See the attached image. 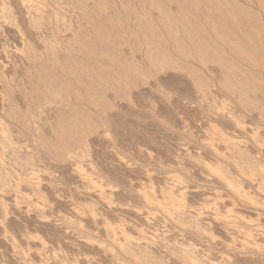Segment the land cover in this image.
<instances>
[{
	"label": "bare ground",
	"instance_id": "1",
	"mask_svg": "<svg viewBox=\"0 0 264 264\" xmlns=\"http://www.w3.org/2000/svg\"><path fill=\"white\" fill-rule=\"evenodd\" d=\"M116 3H117V5L112 4V6H109L106 3L107 6H103L105 4V2H103L102 0H0V29L3 27H7V28L11 29L8 31V32L12 31V33L14 34L13 35L14 40H12L13 39V37H12L11 42L15 41L14 45L16 44V46H17L15 48H13V44H11L12 49L10 48L11 50H7L9 47L6 48L5 46H7L6 44L8 42L6 44H5V42L2 44L3 36H0V68L3 69L4 71L7 69L6 71L9 74H11V70L16 71L17 68L14 67L15 65L13 66V69H11L12 65L9 64L11 62L8 61V59L10 58L9 60L13 59L14 62L17 63L16 66L18 67L17 70L19 73V75L17 73L16 74L12 73L10 76H8V78H7L8 81L0 79V81H1V86H0V115H1V117H3V118H0V119H3V121L0 120V122H4V119L6 120V124H5V122L0 123V145H1L0 150L3 151V152H1V151L0 152H1V154L4 153V155L6 152V156H9V157H5L3 155L2 156L0 155V156H1L2 160H5V159H3V157L8 158V159L10 158L11 160L13 159V161H15V163L17 164L16 165L17 167L23 166L22 168L21 167L20 168L22 170L24 168V170H25L26 166L29 167L33 163L32 159L35 158L34 155L40 156V154H36V152H35L36 148L38 150L40 149L41 152L44 153L46 158L48 157V160L50 157L51 161L53 160L52 162L56 163V165L52 164V166L51 165H49V166H51L52 168L57 170V172H58V170L59 171L61 170L64 173V174H61L62 172L60 171L61 172L60 174L62 175V177H64V176L67 177L66 181H69L68 179H70V178H68V177L70 176L69 175V173H70L71 179L73 180V178H75L77 182L81 183L82 187H84V185L86 184L85 188L91 187L93 189L98 190L97 193L93 191L92 194L88 195V197L93 198L94 201L99 203V205L102 208H104V211H105V209L107 211H109L110 216L112 214H116V215H119V217H120V215L122 216V214H119L120 212H127L128 216L132 215V218L134 217L133 218L134 220L136 219V221L139 222L140 225L145 226L144 233L141 231V228L140 229L138 228V230H140L141 232H139V233L136 232L134 234L133 238H130V235L127 234V236H129V238H128L124 234L123 231H120V229L119 230H116V229L109 230V228L107 229V227L105 228V226H102V227H104L102 229V231L107 237L106 240L108 239L107 240L108 244L107 245L104 244L105 246L102 245V247H97L94 245L95 243L91 244V242H94V241L91 240V242H89L88 240H83L82 239L83 237L80 236L81 233H84V231L81 232V230L79 228L80 226L78 224L79 219L81 218L80 215L83 214V212H81L80 215H77L79 213H77V214L74 213V212H76L77 208L72 207L73 209L74 208L76 209V210L74 209L75 210L74 211L72 208H70L71 207L70 206L69 209H71V211L72 210L73 211L71 212V214L68 213L69 217H62L60 219L58 218L59 220L57 219V221H59V225H57V224H54L53 222H50L49 220L47 221V219H44L45 216L48 217V215H46V213L50 212L51 210L48 209L49 211H47V208H46V209H44L46 211L45 212L44 210H42V208H41L42 206L40 207L41 204L40 205L38 204L39 205L38 207L41 208V210H40V208L38 209L37 206L36 207L33 206V205H35L34 203H31V204H33L32 206L34 207L33 210H31L32 208L29 209V206L31 207V205H29V204L27 205L26 202L23 203L24 201L21 200L22 197L20 195V197H18V200L22 201L23 205L20 204V205H22V209L23 208L25 209L26 206H28L27 209L29 211L35 212V213L32 212L34 214H33V216H31L34 223H36L37 225H42V226L46 225L47 228L49 227L52 230H58L60 234L62 232L66 235L67 234L72 235L74 233V238L77 239L75 237V235L80 236L82 238H78V239L79 240L82 239V241H79L78 239L77 240L72 239L73 238L72 236H67L66 238L68 240H70L71 244H72V241L74 240L78 243L77 246H80L81 248H86L88 250L91 249V250H94L96 252V254H94V255L97 256V260L92 261L90 259L88 260L86 258H83V259L81 258L82 259L81 264H100L101 262H104L106 264H195L194 260H195L196 255H198L200 251H203L207 247V246H204L203 243L200 241L201 237H203L201 235H203V234L200 233L201 231L198 227V225L200 223H202L203 220H205V219L203 218V220H202V218H200V215H201L200 213L188 214V213H186L180 209H176V207L178 205L175 203V202H177L175 200L176 198L171 199L172 198L171 195H173L175 193H177V195H180V196L183 195V197H184L185 195L183 193V189L184 188L186 189V187L182 188L183 186L182 187L176 186L177 184H179L178 179L177 180L174 179L175 177L173 178V176H170V174H169L168 177L169 178L171 177L172 179L175 180V181H173L172 179H170L173 181V182L169 181V182H171V183H169L170 185L172 183L173 184L176 183V181L178 182V183H176V185L174 184L175 186L173 185L174 187L172 186L173 190L170 193H167L170 195V196L168 195L166 197L167 199L169 198V200H166L165 202L161 203V200L156 199L158 197H154L153 194L157 193V192L151 193V192H153V190H152L153 186L150 187L152 191H149L150 188L149 189L146 188L145 190H143V189L139 190V192L143 190L142 194H141V192L140 193L137 192L138 195L140 196L139 199H140L141 203L144 202L145 203V204L143 203L144 205H146V206L148 205V207H151V209H152L151 213L152 214L154 213L156 215L155 222L153 221L155 224L152 222L153 225H156V221L160 220L159 215L166 216V217H168V219L171 222H174L176 224V226H177V224L179 225L178 228H176L175 225H174L175 227L173 226L174 228H172L169 225L168 227H164V229L162 228V231H159V232L155 231L154 232L152 229L153 226L150 227V226H147V224H146L147 223L146 218L148 216L144 212H147L148 210L143 211L141 209L143 211V212H141V214L144 213L145 216H143V215L140 216V214H139L140 212L136 214L132 210H127L128 208H125V207H123V209L125 208L126 211H125V209L123 211L122 208L121 209L120 208H110L108 206V204L105 203V200H107L108 197H110V196L113 197L115 192H117L120 189L117 188L118 190L117 191L115 190V192H114L113 190L115 188H113V190H111V186H108L109 187L108 188L104 184L105 182H102L101 177H103V175L109 170L105 167V165H104L105 162L102 163L101 160L105 157V159H103V160L107 159L106 164H109V165H112V166L118 168L119 169L118 171L122 170L127 175L132 174V173L139 174V176H141L140 180H142V179L144 180V181L142 180L141 182H146V180L148 181L151 178L148 175L149 173H147L145 171L146 168H149V167H146L145 170H143L144 168L141 169L140 166H137V167L133 166L132 167L131 166L132 164H130L131 167L127 166L125 163L121 162L122 158L119 159V156H118L119 154L114 153V150L112 148L114 147L113 146L114 143L117 142V139H118V141L120 139L118 137V134H117L118 133L117 128H118L119 122H124L123 121L124 118H127V117L140 116L139 111L137 110L138 106L141 108L140 103L145 105V107H146V105H148L147 103L148 102L152 103L150 101H152L154 99H157L160 102H166L167 104L169 103L171 105L172 102L170 103V101L172 98H174L175 101L173 104H175V102H176V104H178L179 106H181V105H182V107L184 106L187 109V112L191 111L190 117L191 118L195 117V119H196L195 121H197V123H198V125H200V127L201 126L203 128L208 127V130L211 131L209 128L211 127V125L213 123H219V124L222 123L223 125L227 126V129H230V130L236 132L235 136L238 135V138H239V136H247L254 142V144H252V145H254L255 147L259 143H261V145H263L264 139H262V141H263L262 142L261 137H260V135H262V134H260V133H264L263 132L264 128H262L263 131H262L261 127H260L261 130H259L258 126L253 127L254 123H253L252 127L248 126L249 127L248 128V127H246L247 126L246 122L248 121L247 119L253 118V119L257 120V122H260V124H262V127H264V0H117ZM123 16H127L130 18L126 19ZM4 32H7V31H4ZM0 35H3V34H0ZM8 35H10V34H8ZM6 37H8V36L6 35ZM9 37H11V35ZM128 37L130 39L134 38L139 46L137 45V48L135 50L133 49L134 51H132L133 53L131 55L125 56V54L121 50L120 46L123 45L122 44L123 41ZM129 38H128L129 43L133 42L134 39L130 41ZM1 39H2V41H1ZM105 40H108V41H105ZM8 41H10V40H8ZM124 43L126 44V42H124ZM125 53H126V51H125ZM6 61H8V64L11 67V68L9 67L10 68L9 72H8L9 68L6 65L7 64ZM14 62H13V64H15ZM14 68H16V69H14ZM1 72H2V70H0V74H2ZM9 74H7V75H9ZM4 75L6 76V73H4ZM14 75H16V76H14ZM3 76H2V78H3ZM4 79H5V77H4ZM170 105H168V106H170ZM145 107H144V109H145ZM174 107H176V106H174ZM150 108H152V107H150ZM142 109H143V106H142ZM191 114H192V116H191ZM160 117H162V116H160ZM172 117H173V115H172ZM187 117L189 118V116H186V118ZM168 118H169V116H168ZM143 120H144V118H143ZM166 120H164V121H166ZM245 120H247V121H245ZM131 121L132 120H130L129 122H131ZM161 121H163V120H161ZM193 121H194V119H192V122ZM7 122H8V124H7ZM192 122L187 123V124L189 125ZM161 123L162 122H160V124ZM156 124H158V122ZM165 124H167V123H165ZM249 124L251 125V123H249ZM134 125H136V124H134ZM214 125L217 126V124H214ZM215 126H214V128H215ZM127 128L129 129L128 126H127ZM154 128H153V130H154ZM179 128H181V127H179ZM193 128H196V127L194 126ZM129 130H131V129H129ZM192 130L194 131V129H192ZM212 130H214V129L212 128ZM156 131H157V129H156ZM209 131L206 130L204 132V130H203L202 131L203 134L201 132V135L205 136V133H207L206 134L207 137L208 136L209 137L213 136V137L212 138L208 137L207 140L204 139L206 141L205 144H204L203 138L201 139L202 145H204V147L201 145L200 142H199L200 144H198V145H201L204 148V150H206V151H209V152L211 151L212 155L210 153L209 154L212 157H213V155L217 154V151H218L217 149H220V151L222 150L223 151L222 153H225V155H227V156H225L224 154H222L220 152V154L218 153L217 155H215L216 156L215 159L218 160L219 158H217V157H219V155H220V160H221V156L224 155L225 157H227L226 159H228V161L230 160V165H232V164L234 165L235 169L236 168L238 169L239 168L238 166L241 164L240 169H244L245 173H247L249 170L250 171L254 170L257 173V175L259 174V177L262 180H264V173H262L260 171L261 170L260 161H254L255 158H254V160H251L253 156L251 158H247V157H246V159L244 158L246 152L247 153H249L250 151L253 153L255 152L253 150H248L251 147L249 145L251 142L247 143V141H243V139L240 141L235 140L236 143L230 142V140H228V138L226 139L225 136L223 138V135H222L223 133L222 134L216 133L217 135L215 133H213L214 135L212 134V136H210V133L212 131L211 132H209ZM128 132H130V131H128ZM134 132L132 131L133 134H134ZM253 132H255V133H253ZM135 134H136V132H135ZM183 134H184V132H183ZM192 134H194V133H192ZM198 134H200V132ZM125 135H126L125 137H127L126 133H125ZM232 135H234V134L232 133ZM254 135H257V136L254 137ZM25 136H28V138H31L29 140H31V143L33 142V144H32L33 146L30 145L31 143L29 142L30 143L29 144L27 140H26L27 143H26V141L24 143L23 140H25L26 138L23 139V137H25ZM258 136L260 137L259 140L261 142L257 139ZM214 137H216V138H214ZM247 137H246V139H247ZM262 138H263V136H262ZM134 139H136L135 136H134ZM244 139H245V137H244ZM145 140H147V139H145ZM191 140H193V139H191ZM231 141H232V139H231ZM179 142H181V141H179ZM154 143H156V142H154ZM185 143H184V145H185ZM218 143H219V145H218ZM220 145L222 146L221 148L219 147ZM28 146H32L33 150H32V148H30ZM216 146H218L219 148ZM198 147H200V146H198ZM34 148H35V150H34ZM135 148H136V146H135ZM135 148H134V150H135ZM185 148L186 147H184V149H182V148L179 149V150H181V152L179 154L182 156V159H184L182 161H184V163L186 165H190V166H192V168H196L195 170H197L199 172L198 169H200L201 166H204V163H205V161L203 162L204 159L202 160V158H199L196 155H195V157H197L196 158L197 160L195 158H194L195 160L191 159L192 157H189V155L192 152V150L195 149V147H193L191 152H189L188 149H187L188 150L187 151ZM258 148H260V147H258ZM200 149H198L199 150L198 152L195 150L196 153H199ZM141 150H143V149L141 148ZM159 150H160V148H159ZM204 150L202 149L201 151H204ZM175 151H176V149H175ZM32 152L34 153V155H33L34 158L31 155H29L27 157V154H32ZM41 152L38 151V153H41ZM155 152H158V151H155ZM187 152H189V155ZM164 153H165V151H164ZM166 153H168V152H166ZM204 153L205 152H202V154H204ZM139 154H141V156L144 158L149 156L148 153L143 152V151H140ZM146 154H147V156H146ZM158 154H159V152H158ZM172 155H174V154H172ZM42 156H40V158ZM120 156H121V154H120ZM190 156H192V155H190ZM31 157H32V159H31ZM36 157L38 158V156H36ZM176 157H178V156H176ZM43 159H45V157ZM137 159H139V158H137ZM140 159L142 160V158H140ZM174 159H175V157H174ZM198 159H200L201 162H199ZM38 160H39V158H38ZM38 160L34 159L35 162ZM93 160H95V162ZM96 160H97V162H96ZM210 160H212V159L210 158ZM43 162H44V160H43ZM47 162L50 163V161H47ZM167 162H168V160H167ZM211 162H213V160ZM2 163H5V162H2ZM11 163H12V161H11ZM227 163L229 165V162H227ZM243 163H245V164H243ZM33 164H35V163H33ZM143 164L144 163H142V165ZM215 164H217V163H215ZM35 165H37V164H35ZM35 165L33 167L36 169L37 166L35 167ZM206 165H208V164H206ZM206 165L204 166V168H206ZM243 165L246 167H244ZM2 166L3 167L5 166V168H6V165H2ZM10 166L11 165H8V167H10ZM14 166H12V167L15 169L16 166L15 167ZM45 166H46V164H45ZM209 166H211V165H208L207 169L211 168ZM51 167H49V169ZM159 167H160V165H159ZM169 167H171V166H169ZM218 167L220 168V166H218ZM20 168H19V171H22ZM161 168H164V167H161ZM229 168H231V167H229ZM232 168H233V166H232ZM232 168H231V170H232ZM26 169H28V168H26ZM30 169H32V168L30 167L29 170ZM211 169L206 170V172L207 171L211 172ZM226 169H227V167H226ZM240 169L235 170V171H240ZM2 170L0 169V171H2ZM29 170H27V172L24 171L21 174H23L25 177L27 176V173H29V172H30L29 173L30 175H31V173H33L32 175H34V172L29 171ZM63 170H65V171H63ZM158 170H159V168H158ZM213 170H214V168H213ZM221 170H222V168H221ZM241 171H240V173H241ZM254 171L252 173H255ZM65 172L66 173L69 172L68 175L65 174ZM206 172H204V173H206ZM8 173H10V172L8 171ZM13 173L16 175V173H17L16 169H15V171H13ZM201 173H203V172H201ZM217 173H219V174H217ZM243 173L244 172H242L241 174L243 175ZM5 174H6L5 176H2L0 174V220L5 218L4 216H6L4 221L10 222L9 220L12 219L11 218V214H12L13 218H14V215H16L15 218L12 220L16 221V218L18 216V218L21 217L20 221H23V219L25 217L23 218L22 216L26 212L24 213L23 210H21V206H18L19 201L17 199L14 201L13 199H15L16 197L14 198L12 195H10V192H9V195L12 196L13 199L11 197L9 198V196L6 195V193H8L7 192V188H8L7 183L9 184L10 182H7V179H6L7 173H5ZM21 174L20 175L18 174L19 178H20V182H22L24 180V179H22V177H20V176H22ZM119 174H120V172H119ZM212 174L215 175V173H213V172H212ZM221 174H223V173H221L219 170L216 171V176L217 175L219 176ZM229 174L230 173H228V176H229ZM238 174H239V172H238ZM249 174H251V173H249ZM108 175H111V174H108ZM172 175H174V174L172 173ZM223 175H225V173ZM233 175H235V174H233ZM24 176H23V178H25ZM34 176H31V177L34 178ZM37 176H39V175H37ZM112 176L113 175H111V177ZM16 177H17V179L15 178L16 179L15 181L18 180L17 175H16ZM114 177L115 176H113L112 178H114ZM204 177H206V176H204ZM223 177H225V176H222V178ZM233 177H235V176H233ZM37 178L38 177H36L34 179L31 178V179H32V181L33 180L35 181ZM107 178H108V176H107ZM207 178H209V177H207ZM228 178L229 177H227V179ZM40 179H41V181H42V179H46V181L45 180H43V181L47 182V180L49 178H45V176L43 178V175H41ZM51 179H53V178H51ZM102 179H105V177H103ZM157 179H158V177H157ZM159 179L162 181V178H159ZM181 179H182V177H181ZM190 179H191V177H190ZM200 179H201V177H200ZM129 180H130V178H129ZM137 180H138V178H137ZM164 180H165V178L163 179V181ZM218 180L220 181V179H218ZM224 180H225V178H224ZM15 181H14V183H15ZM28 181H30V180H28ZM167 181H168V179H167ZM57 182H58V180H57ZM131 182H133V181H131ZM137 182H139V181H137ZM207 182L208 181H206V185H207ZM256 182H255V184H256ZM17 183L19 184V181H17ZM17 183H15L16 186L18 185ZM30 183H31V181H30ZM30 183H28L29 184L28 187H31ZM48 183H49V180H48ZM72 183L73 182H71V184ZM126 183L129 185L128 182H126ZM208 183H210V181ZM223 183H224V181L222 182V184ZM45 184H43L42 187H45L46 186ZM56 184H54V185H56ZM169 184L167 183V185H169ZM183 184H185V183H183ZM12 185L14 186V184H12ZM12 185H11V187L9 185V187L12 188ZM23 185H25V183H23ZM23 185L21 187H23ZM36 185H38V182ZM48 185L50 186V184H48ZM147 185H148V183H147ZM16 186H15V188L17 190ZM34 186H35V183H34ZM47 186L45 188H47ZM76 186H78V184ZM76 186L74 185V187H76ZM79 186H80V184H79ZM132 186H133V188L135 187L134 185H132ZM160 186H161V183H160ZM38 187H39V185H38ZM38 187L35 189H38ZM78 187H77V189H79ZM163 187H164V185H163ZM10 188H8V189H10ZM13 188L11 189L12 192L15 190V188L14 189ZM49 188L50 187H48V189ZM69 188L70 187H68V189ZM85 188H84V190H85ZM169 188H170V186H169ZM51 189H52V187H51ZM130 189H131V186H130ZM160 189L158 190V191H161L160 192L161 196L159 195L161 197L160 199L165 200V198L162 196V193H164L163 192L164 190L162 191ZM52 190L54 191V189H52ZM86 190L90 191L91 189H86ZM186 190H185V192H186ZM22 191L23 190H21L19 192H22ZM237 191H238V189H237ZM32 192H33V190H32ZM74 192H75V190L73 191V193ZM90 192H88V193H90ZM192 192H193V190L187 194H190ZM28 193H30V192H28ZM61 193L63 194V192H61ZM80 193H82V191ZM93 193H96V194H93ZM208 193H209V191H208ZM227 193H229V192H227ZM16 194H17V192H15V194H13V195H16ZM46 194L47 193H45V195ZM76 194L78 195L77 192L75 193V195ZM84 194H85V192H84ZM127 194L129 195V193H127ZM164 194H166V193H164ZM79 195H81V194H79ZM115 195L117 197V195H119L118 192ZM135 195H136V193H135ZM202 195L204 197V193ZM229 195H231V194H229ZM52 197L55 198V196H53V195H52ZM82 197L85 198L84 195L83 196L81 195V198ZM128 197H130V196H127L126 198H128ZM173 197H176V196L173 195ZM86 198H87V196H86ZM90 198H89V200L91 201ZM130 199H131V197H130ZM178 199L180 201V198H178ZM184 199H185V197H184ZM110 200L112 201L113 199H110ZM110 200H108V201H110ZM114 200H116V199H114ZM26 201H28V200H26ZM52 201L54 202V200H52ZM159 201H160V203H159ZM199 201H201V200H199ZM8 202H11V204H13V205H11V207H9V209H11L9 211L11 214L7 211L9 209L5 208L7 206V204L10 205ZM15 202H17L18 204L17 203L15 204ZM75 202H76V200H75ZM222 202H223V200H222ZM200 203H202V202H200ZM45 204H46V202H45ZM60 204H62V203H60ZM82 204H83V202H82ZM222 204L223 203H221V205ZM89 205H93V204H89ZM43 206H44V204H43ZM68 206H69V204H68ZM193 206H194V204H193ZM129 207H132V206L130 205ZM134 207H138V206H134ZM35 208H37V210H35ZM84 208H87V207L85 206ZM148 209H150V208H148ZM219 209H221L220 206H219ZM28 210H27V212H28ZM135 210H136V208H135ZM92 211H90L91 214H95V212L92 213ZM101 211H102V209H101ZM7 213H8V215L10 214V219L8 218L9 216L7 215ZM30 213L28 212V215ZM104 213H106V211ZM127 213L124 216V218L127 217ZM147 214H148V212H147ZM49 215H50V213H49ZM148 215L150 217V213ZM25 216H27V215H25ZM65 216H67V214ZM100 216L102 217L101 214H100ZM103 216H105V215H103ZM149 219L151 220L152 218H149ZM163 220H160L161 223ZM57 221H56V223H58ZM17 222H15V223H17ZM92 222H93V220H92ZM127 222H129V221H127ZM149 222L151 223V221H149ZM211 222H214V221H211ZM157 223L160 224L159 221ZM5 224H7V223H5ZM26 224L27 223H25V226H26ZM98 224L96 223L95 226H97ZM165 224L166 223H164L163 225H165ZM85 225H87V224H85ZM104 225H106V224L104 223ZM126 225L128 226V223ZM126 225H124V226H126ZM150 225H152V224H150ZM12 226H14V224ZM81 226H83V224H81ZM210 226H211V224H210ZM218 226H221V225L219 224ZM33 227L34 226H32L31 229ZM88 227H90V226H88ZM102 227H100V228H102ZM135 227H137V226H135ZM158 227H159V225H158ZM179 227L184 228V229L186 228L187 230L190 229L192 234L189 236V234H188L189 232H187L184 229L179 230L180 229ZM16 228H17V226H16ZM204 228H205V226H204ZM10 229H11V227H10ZM18 229H17V231H18ZM37 229H38V227H37ZM151 229L153 232L150 231ZM238 229H240V228H238ZM22 230H24V229H22ZM9 231H11V230H9ZM26 231H28V228ZM67 231H69V232H67ZM28 232L26 235H29ZM47 232L49 234V231H47ZM50 232H51V230H50ZM140 233H143V234H140ZM237 233H236V235H237ZM10 235H12V234H10ZM19 235H20V233H19ZM19 235L17 236V238H19ZM23 235H24V233H23ZM23 235L20 236L21 237L20 242H23L25 244V246H27L28 244H30V243H28L29 242L28 239L30 237L25 236V238L27 239L26 240L23 237ZM105 235L103 237H105ZM185 235H188V236H185ZM0 236H1L0 241H3L5 243V245L8 246L7 248H9V251H11L10 249H12V251H11V253H12L14 251V246H15V245L13 246L14 238H13V240L11 239L12 242H10L11 240L9 241V239L6 238L5 231L3 230V228L0 229ZM84 236H85V238L87 237L85 234H84ZM221 236H224V235H221ZM10 238H12V237H10ZM22 238H24V239H22ZM226 238H228V237H226ZM244 238L246 240H248L247 237L244 236ZM263 238L264 237H262V239ZM19 239H18V241H19ZM31 239H32V237H31ZM33 239H37V238H33ZM245 239L239 238V240H238L239 242L237 244H235L233 242V240H230L229 243H226L227 245H225V248L228 251V253H230L232 255L231 256L232 258L236 257L235 254H238V253H235L237 249H240V250L246 249V252H247L246 246H248V245L250 246L251 242L253 244V241L250 240L251 242L249 241L250 242V244H249V242L246 241ZM39 240H40V238H39ZM65 240L66 239H64V242H65ZM34 241H38V240H34ZM263 241H262V243H263ZM100 242H99V246H100ZM32 243H33L32 248L35 246L34 249L36 247H40L41 245L42 246L40 248L43 249L44 248L43 245H45L44 243L41 244V242L39 244H37L36 242L34 243L32 241ZM257 243H259V242H257ZM17 244H18V242H17ZM256 245H258V244H256L254 241L253 247L252 246H250V247L248 246V247L249 248H251V247L255 248ZM55 246H57V245H55ZM208 246H209V244H208ZM3 247H4V244H3ZM19 247H17V248L19 249ZM27 248H28V246H27ZM261 248L264 249V247H261ZM261 248L259 247V249L261 251L257 248V250H259L258 251L259 253L264 251V250L262 251ZM28 249L30 250L31 247L29 246ZM248 250H250V249H248ZM36 251H37V248H36ZM205 252L206 251H204V253ZM233 252H234V254H233ZM21 253H22V250H21ZM21 253H20V255H21ZM56 253H57V251H56ZM12 254H14V256H16L15 252ZM31 254L32 253H30V255ZM36 254L33 253L31 255V259L33 258L34 260H41L40 256L38 259V254H37V256H36ZM92 254H93V252H92ZM254 254H256V252ZM18 255H19V253H18ZM22 255H24V254H22ZM202 255H204V254H202ZM210 255H212V254H210ZM226 255H227V253H226ZM239 256H240V254H239ZM4 257H7V256H4ZM13 257L11 258L12 264H19V262L20 263L23 262V259H22V262L20 260H18L19 262H17V261H15V258L13 259ZM23 258H24V256H23ZM42 258H44V257H42ZM214 258L215 257H213V259ZM245 258H246L245 260H247V257H245ZM50 259H51V257H50ZM238 259H240V257ZM258 259H260V258H258ZM258 259H254V262L257 261ZM0 260H2V259H0ZM16 260H17V258H16ZM55 260H54V262H55ZM200 260L202 261V259H200ZM206 260H205V262H206ZM235 260H237V259H235ZM214 261H212L211 263L209 261L208 262L210 264H219L217 262L215 263ZM25 262H23V263H25ZM50 262H51V260H50ZM78 262H80V261H78ZM2 263H3V261H2ZM5 263H6V261H5ZM39 263H40V261H39ZM57 263H60V262H57ZM40 264H42V263H40ZM44 264H48V263H44ZM51 264H52V262H51ZM259 264H260V262H259Z\"/></svg>",
	"mask_w": 264,
	"mask_h": 264
},
{
	"label": "rangeland",
	"instance_id": "2",
	"mask_svg": "<svg viewBox=\"0 0 264 264\" xmlns=\"http://www.w3.org/2000/svg\"><path fill=\"white\" fill-rule=\"evenodd\" d=\"M103 2H105V4L103 5V6H107V4L109 5V6H112V4H114V5H117V0H102ZM107 3V4H106ZM113 5V6H114ZM124 18H126V19H128V18H130V17H127V16H123ZM7 27H3V28H1L0 29V34H3V35H0V36H3V41H2V39H1V41H2V44L5 42V44L7 45V46H5L6 48H8L7 50H11L12 49V46H11V44H13V48H15V47H17L16 46V44L14 45V42L15 41H12L11 42V38L13 37V33H12V31L11 32H8L9 30H11V29H9V28H7ZM4 31H7V32H4ZM8 34H10L11 35V37H9L10 35H8ZM6 35L8 36V37H6ZM129 38V37H128ZM128 38H126L124 41H123V45L122 46H120L121 47V50L124 52V54H125V56L126 55H131L133 52L132 51H134L136 48H137V45H138V43L136 42V40L134 39V38H129V40L131 41V40H133V42H130L129 43V41H128ZM6 41H5V40ZM8 40H10V41H8ZM12 40H14V37H13V39ZM105 41H108V40H105ZM10 42V43H9ZM110 42V41H109ZM124 42H126V44L124 43ZM139 46V45H138ZM11 48V49H10ZM124 48V49H123ZM134 49V50H133ZM125 51H126V53H125ZM129 54H128V53ZM127 56V57H128ZM9 58V57H8ZM7 58V59H8ZM6 59V60H7ZM10 59V58H9ZM8 59V61L9 62H11V63H9V64H11L12 66V68L10 67V65L8 64V61H6L7 62V67L9 68H11V69H13V66L14 67H16L17 69H18V67L16 66V62H14V60L13 59H11V60H9ZM15 63V64H13V62ZM5 63V62H4ZM10 68L8 69V72L10 71ZM16 68H14V69H16ZM16 69V71H12L11 70V74L13 73H17L18 75H19V73H18V70ZM0 70H2V74L4 75V73H6V76L4 75H2V74H0V79H2V80H5V81H8V76H10L11 74H9V73H7V69L4 71L3 69H1L0 68ZM4 71V72H3ZM7 74H9V75H7ZM2 76H3V78H2ZM14 76H16V75H14ZM4 77H5V79H4ZM16 78V77H15ZM0 86H1V81H0ZM174 101H175V99L174 98H172L171 99V101H170V103H171V105L168 103H166V102H160V101H158L157 99H154V100H152V101H150V102H152V103H147L148 105H146V107H145V105H143V104H141L140 103V106H141V108L138 106L137 107V110L139 111V115L140 116H136V117H127V118H124V122H119V125H118V128H117V134H118V137L120 138L119 139V141H118V139H117V142H115L114 143V147L112 148L113 150H114V153H116V154H119L118 156H119V159H121V162H123V163H125L127 166H129V167H137V166H140V168L141 169H143V170H145V168L146 167H149V168H146V172L147 173H149L148 175L151 177L148 181L146 180V182H141L142 180H140V177L141 176H139V174H135V173H132V174H129V175H127L125 172H123L122 170H120V171H118L119 169L118 168H116V167H114V166H112V165H109V164H106V162H107V159L106 160H103V159H105V157L101 160L102 161V163H104V165H105V167L110 171H107L104 175H103V177H105V179H102L103 177H101V180H102V182H105L104 184L108 187V186H111V190H113V188H115L113 191L115 192V190L117 191L118 189H120V190H118L117 192H118V194L120 195H117V197H116V193L117 192H115V194L113 195V197H108L107 198V200H105V203L106 204H108V206L110 207V208H122V210L124 211V209L125 208H128L127 210H132L133 212H135L136 214L137 213H139L140 214V216L141 215H143V216H145V214L149 217V213H150V217L149 218H152L151 220L147 217H145L146 218V224H147V226H153L152 227V229H153V231L155 232H159V231H162V228L164 229V227H168L169 225L172 227V228H174L175 226H176V224L174 223V222H171L169 219H168V217H166V216H161V215H159V219L160 220H163L162 221V223L164 224V223H166L165 225H163L162 223H161V221L160 220H158L159 222H160V224L159 223H157L158 221H156V225H153V223L155 222V218H156V215L153 213H151L152 212V209H151V207H148V205L146 206V205H144L143 203H141V201H140V196L138 195V193L137 192H139V190H141V189H143V190H145L146 188L147 189H149L150 187H152V190H153V192H151V193H154V192H157V193H154L153 194V196L154 197H158V198H156V199H158V200H161V203H163V202H165L166 200H169V198L167 199L166 197L169 195V194H167V193H170L172 190H173V187L176 185V183H178L179 182V184H177L176 186H183L182 188H184V187H186V189L184 188L183 189V193H184V197H185V199H184V197H183V195H177V193H175V194H173L174 196H176V197H173V195H171V199H175L177 202H175L176 204H178L177 205V207H176V209H180V210H182V211H184V212H186V213H188V214H190V213H200L201 215H200V218H202V220H203V218L206 220H203V222L202 223H200L199 225H198V227H199V229H200V233H202L203 235H201V236H203V237H201V239L203 240H201L200 239V241L203 243V245L204 246H207L203 251H200L199 252V256L198 255H196V257H195V260H194V263L195 264H208L211 260L212 261H214L216 258V260L214 261L215 263L217 262V263H219V264H259V262H260V264H264V249L263 248H261V247H264V238L262 239V237H264V180H262L260 177H259V174L257 175V173L254 171V170H249L247 173H245V171H244V169H240L241 167V164L238 166L239 168L237 169H235V167H234V165L232 164V165H230V160L228 161V159H226L227 157H225V156H227V155H225V153H222L223 151L221 150L220 151V149H217L218 151H217V154L219 153L220 154V152L222 153V154H224V155H222L221 156V160H220V155H219V157H217V158H219L218 160L217 159H215L216 158V156L215 155H217V154H215V155H213V157L211 156L212 155V153H211V151L209 152V151H206V150H204V145H202V138H203V140L204 139H206L207 140V138L209 137H207L206 136V134L207 133H205V136H203V135H201V132L204 130V132L207 130V131H209L208 130V127L207 128H203L202 126L200 127V125H198V123H197V121H195L196 119H195V117L193 118H191L190 117V112H187V109L183 106L182 107V105L181 106H179L178 104H176V102H175V104H173L174 103ZM159 102V103H158ZM151 106H150V105ZM160 104V105H159ZM173 104V105H172ZM154 107H153V106ZM168 105H170V106H168ZM178 105V106H177ZM142 106H143V109H142ZM160 106V107H159ZM166 106V107H165ZM168 106V107H167ZM174 106H176V107H174ZM144 107H145V109H144ZM150 107H152V108H150ZM178 107V108H177ZM159 110H158V109ZM177 108V109H176ZM181 108V109H180ZM140 109V110H139ZM162 109V110H161ZM176 110V111H175ZM153 111V112H152ZM185 111V112H184ZM170 112V113H169ZM174 112V113H173ZM179 112V113H178ZM164 113V114H163ZM189 113V114H188ZM144 114V115H143ZM173 115V117H172V115ZM175 114V115H174ZM181 114V115H180ZM158 115V116H157ZM148 116V117H147ZM150 116V117H149ZM160 116H162V117H160ZM168 116H169V118H168ZM179 116V117H178ZM185 118H184V117ZM186 116H189V118L187 117L186 118ZM191 116H192V114H191ZM158 117V118H157ZM177 117V118H176ZM0 118H3V117H1V115H0ZM133 118V119H132ZM143 118H144V120H143ZM156 118V119H155ZM180 118V119H179ZM182 118V119H181ZM142 119V120H141ZM167 119V120H166ZM171 119V120H170ZM191 119V120H190ZM192 119H194V123L192 122ZM1 121H3V119H0ZM130 120H132L131 122H129ZM149 120V121H148ZM161 120H163V121H161ZM164 120H166V121H164ZM174 120V121H173ZM184 120V121H183ZM186 120V121H185ZM249 122H248V121ZM247 120H245V121H247L246 123H247V126L246 127H252V125H253V123H254V125H253V127L255 126H258L259 127V130H261L262 128H264V127H262V124H260V122H257V120H255V119H253V118H251V119H247ZM162 122L161 124H160V122ZM253 121V122H252ZM4 122H5V124H6V120L4 119ZM4 122H0V123H4ZM133 122V123H132ZM136 122V123H135ZM140 122V123H139ZM152 122V123H151ZM155 122V123H154ZM158 122V124H156ZM164 122V123H163ZM190 122H192L191 124H187V123H190ZM165 123H167V124H165ZM180 123V124H179ZM249 123H251V125L249 124ZM259 123V124H258ZM4 124V125H5ZM7 124H8V122H7ZM134 124H136V125H134ZM164 124V125H163ZM182 124V125H181ZM196 124V125H195ZM214 124H217V126H215ZM249 124V125H248ZM159 125V126H158ZM179 125V126H178ZM184 125V126H183ZM246 125V124H245ZM8 126V125H7ZM127 126L129 127V129H131V130H129L128 128H127ZM163 126V127H162ZM167 126V127H166ZM183 126V127H182ZM190 126V127H189ZM196 127V128H193V127ZM214 126H215V128H214ZM224 126V127H223ZM126 129H125V128ZM155 127V128H154ZM179 127H181V128H179ZM222 127V128H221ZM226 127V128H225ZM248 127V128H249ZM257 127V128H258ZM260 127H261V129H260ZM149 128V129H148ZM153 128H154V130H153ZM184 128V129H183ZM188 128V129H187ZM212 128L214 129V130H212ZM217 128V129H216ZM221 128V129H220ZM133 129V130H132ZM152 129V130H151ZM156 129H157V131H156ZM192 129H194V131L192 130ZM196 129V130H195ZM211 131H209V132H211L210 133V136H212V134L213 133H217V134H222L223 135V138H224V136H225V138L227 139L228 138V140H230V142H235V140L236 141H240V140H242L243 139V141H247V143H250L249 145L251 146H249L250 147V149H248V150H253V151H255L254 153L253 152H249V153H247L246 152V154H245V159H246V157L247 158H251L252 156V159L251 160H254V158H255V160L254 161H260V163H261V172L262 173H264V144L263 145H261V143H259L258 145H256V147L254 146V145H252V144H254V142L249 138V137H247V136H239V138H238V135H236L235 136V134H236V132H234V131H232V130H230V129H227V126L226 125H223L222 123L221 124H219V123H213L212 125H211V127L209 128ZM251 129V128H250ZM159 130V131H158ZM181 130V131H180ZM183 130V131H182ZM198 130V131H197ZM201 130V131H200ZM225 130V131H224ZM128 131H130V132H128ZM132 131L134 132H136V134H135V132H134V134L132 133ZM156 131V132H155ZM175 131V132H174ZM197 131V132H196ZM262 131H263V129H262ZM261 131V132H262ZM124 132V133H123ZM141 132V133H140ZM179 132V133H178ZM183 132H184V134H183ZM200 132V134H198ZM264 132V131H263ZM125 133L127 134V137H125L126 135H125ZM158 133V134H157ZM192 133H194V134H192ZM196 133V134H195ZM232 133L234 134V135H232ZM253 133H255V132H253ZM120 134V135H119ZM132 134V135H131ZM160 134V135H159ZM188 136H187V135ZM202 134H203V132H202ZM216 134V135H217ZM260 134H262V135H260V137H261V141H262V139H264V133H260ZM124 135V136H123ZM141 135V136H140ZM171 137H170V136ZM173 135V136H172ZM176 135V136H175ZM192 135V136H191ZM201 137H199V136ZM214 135V134H213ZM215 135V136H216ZM134 136L136 137V139H134ZM155 136V137H154ZM197 136V137H196ZM203 136V137H202ZM227 136V137H226ZM235 136V137H234ZM253 136V135H252ZM255 136H257V135H254V137ZM262 136H263V138H262ZM117 137V138H118ZM131 137V138H130ZM168 137V138H167ZM181 137V138H180ZM213 137V136H212ZM212 137H209V138H212ZM244 137H245V139H244ZM246 137H247V139H246ZM259 137V136H258ZM257 137V139L259 140L260 139V137L258 138ZM24 138H26L25 140H23L24 141V143H25V141L27 140L28 141V143L30 142L31 143V140H29V139H31V138H28V136H25V137H23V139ZM126 138V139H125ZM130 140H129V139ZM147 139V140H145V139ZM156 138V139H155ZM162 138V139H161ZM179 138V139H178ZM214 138H216V137H214ZM112 139V138H111ZM143 139V140H142ZM170 139V140H169ZM184 139V140H183ZM191 139H193V140H191ZM231 139H232V141H231ZM128 140V141H127ZM166 140V141H165ZM186 140V141H185ZM192 142H191V141ZM251 140V141H250ZM27 141H26V143H27ZM126 143H125V142ZM132 141V142H131ZM138 141V142H137ZM168 141V142H167ZM171 141V142H170ZM179 141H181V142H179ZM260 141V140H259ZM260 141V142H261ZM264 141V140H263ZM262 141V142H263ZM136 142V143H135ZM141 142V143H140ZM154 142H156V143H154ZM186 142V143H185ZM201 143V145L203 146H201V145H198V144H200ZM205 140H204V144H205ZM29 143V144H30ZM139 143V144H138ZM145 143V144H144ZM184 143H185V145H184ZM236 143V142H235ZM33 144V142L30 144V145H32ZM137 144V145H136ZM151 144V145H150ZM167 144V145H166ZM191 144V145H190ZM196 144V145H195ZM27 145V144H26ZM140 147H139V146ZM142 145V146H141ZM171 145V146H170ZM180 145V146H179ZM218 145H219V143H218ZM1 146V145H0ZM33 146V145H32ZM32 146H28V147H30V148H32ZM135 146H136V148H135ZM151 146V147H150ZM182 148V149H184V147H186L185 149L187 150H189V152H191V150L193 149V147H195V149H193L192 150V152L190 153V155H192V156H190L189 155V152H187L188 153V155H189V157H192L191 159H196L197 157H199V158H202V160H203V162L205 161V163L206 164H208V165H211V166H209V167H213L214 168V170H213V168L211 169V168H209V169H207L208 168V165H206L205 163H204V166L206 165V168H204V166H201V168L200 169H198L199 170V172L197 171V170H195L196 168H192V166H190V165H186L185 163H184V161H182V160H184V159H182V156L179 154L180 152H181V150H179L180 148ZM184 146V147H183ZM198 146H200V147H198ZM144 147V148H143ZM176 147V148H175ZM216 147H218V146H216ZM220 148L222 147L221 145L219 146ZM218 147V148H219ZM248 147V148H249ZM258 147H260V148H258ZM116 148V149H115ZM120 150H119V149ZM127 148V149H126ZM130 148V149H129ZM132 148V149H131ZM134 148H135V150H134ZM141 148L143 149V150H141ZM159 148H160V150H159ZM178 148V149H177ZM197 148V149H196ZM201 148V149H200ZM257 148V149H256ZM1 149V148H0ZM118 149V150H117ZM140 151H143V152H146V153H148L149 154V156H147V154H146V156L147 157H142L141 156V154H139V150ZM147 149V150H146ZM158 149V150H157ZM164 149V150H163ZM166 149V150H165ZM175 149H176V151H175ZM198 149H200V152L199 153H196V151L198 152L199 150ZM204 150V151H201V150ZM3 150V149H2ZM32 150H33V148H32ZM34 150H35V148H34ZM127 150V151H126ZM151 150V151H150ZM179 152H178V151ZM187 150V151H188ZM196 150V151H195ZM247 150V151H248ZM1 151V150H0ZM38 151L39 152H41V150L39 149H37L36 148V150H35V152H36V154H40V156H42L41 158H40V156L39 155H34V153L32 152V154H27V157L29 156V155H31V156H35V158H34V156H33V158L35 159V160H38V158H39V160L38 161H34V159H32V157H31V159H32V162L33 163H35V164H37V165H35V164H31L29 167H27L26 166V168H28V169H26L25 168V170H24V168H23V170L25 171V172H27V170H29V168L31 167L32 169H30L29 171H32V172H34V175L38 172H40L39 174L37 173L35 176L34 175H32L33 173H31V175L29 174V173H27V176L25 177L23 174H21L22 172H24L21 168L23 167H21V166H16L17 164L15 163V161H13V159L11 160L10 158L8 159V158H4L3 157V159H5V160H2V158H1V156L3 155V156H5V157H9V156H6V152H5V155H4V153L3 154H1V152H3V151H1L0 152V165L2 164V165H6V168H5V166L3 167L2 165L0 166V169L2 170V171H0V174L2 175V176H5L6 174L5 173H7V177H6V179H7V182H10L9 184L7 183V186H8V188H10L11 187V185L12 184H14V186L12 185V188L14 187L15 188V186H16V184L15 183H17V181H19V184L16 186L17 187V190H16V188H15V192H17V194L16 195H13V194H15V192L13 191L12 192V188H10V189H8L7 188V192L8 193H6V195L7 196H9V198L11 197L12 199H13V197L15 198V199H13L14 201L17 199L18 200V197H20V195H21V197L23 198H21V200L22 201H24L23 203H27V205L29 204V205H31V207L29 206V209L30 208H32L31 210H33V208L34 207H36L37 206V208L39 209L41 206V208H42V210H44V209H46L47 208V211H49V210H51L50 212H48V213H46V215H48V217L47 216H45V218L44 219H47V221L49 220L50 222H53L54 224H57V225H59V221H57V219L59 218H62V217H69V214H71V212L75 209V208H77V210H76V212H74L75 214H77V213H79V214H77V215H80V213L81 212H83V214H81L80 216H81V218L79 219V228H80V230H81V232H83L84 231V233H81L80 234V236H82V237H80V236H77V235H75V237L78 239V238H82L83 240H88L89 242H91V240L92 241H94V242H91V244H93V243H95L94 245L95 246H97V247H102V245L103 246H105L104 244H108V242H107V240H106V235L103 233V231H102V229L104 228V227H102V226H105V228L107 227V229L109 228V230H112V229H116V230H119L120 229V231H123L124 232V234L127 236V234L128 235H130V238H133L134 237V234L137 232V233H139V232H143L144 233V231H145V226L144 225H140L139 224V222H137L136 221V219L134 220L133 218H132V215H130V216H128V213L127 212H118L119 214H122V216L120 215V217H119V215H116V214H112L111 216H110V213H109V211H107L106 209H105V211H106V213L108 214H106V213H104L105 211H104V208H102L100 205H99V203H97L96 201H94V199L93 198H90V197H88V195L89 194H92V192L94 191V192H96L97 193V191L98 190H96V189H93V188H91V187H87V188H85L86 187V184L84 185V187H82V185H81V183H79V182H77L76 181V179L75 178H73V180L71 179V174L69 173V177L68 178H70V179H68L69 181H66L67 180V177H62V175L61 174H64L61 170V172L58 170V172H57V170H55L54 168H52L51 166H52V164H55L56 165V163H54V162H52L51 161V159H50V157H49V160H48V157L46 158V156L44 155V153L43 152H41V153H38ZM116 151V152H115ZM155 151H158L159 152V154H158V152H155ZM164 151H165V153H164ZM120 152V153H119ZM151 152V153H150ZM153 152V153H152ZM166 152H168V153H166ZM202 152H205L204 154H202ZM225 152V151H224ZM243 152V151H242ZM129 155H128V154ZM157 153V154H156ZM178 153V154H177ZM211 155H210V154ZM252 153V154H251ZM120 154H121V156H120ZM153 154V155H152ZM171 154V155H170ZM172 154H174V155H172ZM227 154V153H226ZM127 155V156H126ZM161 155V156H160ZM169 155V156H168ZM180 155V156H179ZM195 155L197 156V157H195ZM204 155V156H203ZM206 155V156H205ZM249 157H248V156ZM255 155V156H254ZM259 157H258V156ZM36 156H38V158L36 157ZM117 156V157H118ZM153 158H152V157ZM157 156V157H156ZM160 156V157H159ZM176 156H178V157H176ZM215 156V157H214ZM45 157V159H43ZM174 157H175V159H174ZM207 159H206V158ZM137 158H139V159H137ZM140 158H142V160L140 159ZM144 158V159H143ZM179 158V159H178ZM188 158V157H187ZM210 158L213 160V162H211L212 160H210ZM261 158V159H260ZM41 159V160H40ZM136 159V160H135ZM194 159V160H195ZM7 160V161H6ZM43 160H44V162H43ZM132 160V161H131ZM166 160V161H165ZM167 160H168V162H167ZM197 160V159H196ZM209 160V161H208ZM215 160V161H214ZM220 160V161H219ZM9 161V162H8ZM11 161H12V163H11ZM47 161H50V163L49 162H47ZM94 162H95V160H93ZM148 161V162H147ZM155 161V162H154ZM198 161L199 162H201V160L200 159H198ZM2 162H5V163H2ZM8 162V163H7ZM39 162V163H38ZM96 162H97V160H96ZM168 164H167V163ZM183 162V163H182ZM227 162H229V165H228V163ZM7 163V164H6ZM15 163V164H14ZM142 163H144L143 165H142ZM154 163V164H153ZM215 163H217V164H215ZM220 163V164H219ZM226 165H225V164ZM241 163V162H240ZM16 166H14V165ZM40 164V165H39ZM45 164H46V166H45ZM130 164H132L131 166H130ZM158 164V165H157ZM183 164V165H182ZM243 164H245V163H243ZM8 165H11L10 167L12 168H10V167H8ZM35 165V167H36V169L33 167ZM49 165H51V166H49ZM103 165V164H102ZM108 165V166H107ZM159 165H160V167H159ZM215 165V166H214ZM220 166V168L218 167V166ZM223 165V166H222ZM12 166H14L15 167V169H16V175L18 176V180L17 181H15L16 179H17V177H16V175L13 173V171H15V169L12 167ZM42 166V167H41ZM48 166V167H47ZM166 166V167H165ZM169 166H171V167H169ZM187 166V167H186ZM222 166V167H221ZM232 166H233V168H232ZM244 166V165H243ZM2 167V168H1ZM21 167V168H20ZM25 167V166H24ZM49 167H51L50 169H49ZM161 167H164V168H161ZM173 167V168H172ZM180 167V168H179ZM183 167V168H182ZM226 167H227V169H226ZM229 167H231L232 168V170H231V168H229ZM244 167H246V166H244ZM19 168L22 170V171H19ZM158 168H159V170H158ZM191 168V169H190ZM204 168V169H203ZM219 168V169H218ZM221 168H222V170H221ZM5 169V170H4ZM7 169V170H6ZM11 169V170H10ZM14 169V170H13ZM18 169V170H17ZM53 171H52V170ZM185 169V170H184ZM211 169V172L209 171H207L206 172V170H210ZM240 169V171H241V173L242 172H244L243 173V175L240 173V171H235V170H239ZM13 170V171H12ZM34 170V171H33ZM43 170V171H42ZM48 170V171H47ZM67 170V169H66ZM148 170V171H147ZM173 170V171H172ZM217 170H219L221 173H225V175H223V174H221V175H217L216 176V171ZM8 171L10 172V173H8ZM19 171V172H18ZM47 171V172H46ZM52 171V172H51ZM56 171V172H55ZM63 171H65V170H63ZM68 171V170H67ZM150 171V172H149ZM153 171V172H152ZM159 173H158V172ZM169 171V172H168ZM182 171V172H181ZM228 171V172H227ZM247 171V170H246ZM255 172V173H252V172ZM4 172V173H3ZM109 172V173H108ZM119 172H120V174H119ZM201 172H203V173H201ZM204 172H206V173H204ZM212 172L213 173H215V175L214 174H212ZM238 172H239V174H238ZM3 173V174H2ZM61 173V174H60ZM68 173H66L65 172V174H67L68 175ZM113 173V174H112ZM154 173V174H153ZM156 173V174H155ZM164 173V174H163ZM172 173L174 174V175H172ZM201 173V174H200ZM211 173V174H210ZM228 173H230L229 174V176H228ZM249 173H251V174H249ZM10 174V175H9ZM12 174V175H11ZM21 174L22 176H20V177H22V179H26L25 181L23 180H21L22 182H20V178H19V175ZM53 174V175H52ZM56 176H55V175ZM58 174V175H57ZM60 174V175H59ZM108 174H111V175H113V176H115L114 178H112L111 177V175H108ZM152 174V175H151ZM159 174V175H158ZM170 174V176H173V178L174 179H178V182L176 181V183H172L171 185L169 184V183H171V182H173V181H175L174 179H172L171 177L169 178L168 177V175ZM181 174V175H180ZM187 174V175H186ZM194 174V175H193ZM217 174H219V173H217ZM233 174H235V175H233ZM253 174V175H252ZM26 175V174H25ZM37 175H39V176H37ZM41 175H43V178H44V176H45V178H49L48 180H49V183H48V180H47V182H45L46 181V179H42V181H41V179H40V176ZM66 175V176H67ZM106 175V176H105ZM137 175V176H136ZM156 175V176H155ZM165 177H164V176ZM167 175V176H166ZM23 176L25 177V178H23ZM30 176V177H29ZM31 176H34V178H36V177H38L35 181L33 180L32 181V179H34L33 177H31ZM60 176V177H59ZM102 176V175H101ZM107 176H108V178H107ZM125 176V177H124ZM131 176V177H130ZM195 176V177H194ZM204 176H206V177H204ZM222 176H225V177H223L222 178ZM233 176H235V177H233ZM111 177V178H110ZM153 177V178H152ZM156 177V178H155ZM157 177H158V179H157ZM180 177V178H179ZM181 177H182V179H181ZM190 177H191V179H190ZM200 177H201V179H200ZM207 177H209V178H207ZM215 177V178H214ZM227 177H229L228 179H227ZM255 177V178H254ZM14 178V179H13ZM16 178V179H15ZM32 178V179H31ZM42 178V177H41ZM51 178H53V179H51ZM121 178V179H120ZM125 178V179H124ZM129 178H130V180L131 181H133V182H131L130 180H129ZM137 178H138V180H137ZM155 178V179H154ZM159 178H162V181L159 179ZM165 178V180L163 181V179ZM189 178V179H188ZM206 178V179H205ZM214 178V179H213ZM222 178V179H221ZM224 178H225V180H224ZM236 178V179H235ZM257 178V179H256ZM40 179V180H39ZM51 179V180H50ZM60 179V180H59ZM114 181H113V180ZM119 181H118V180ZM128 179V180H127ZM153 179V180H152ZM167 179H168V181H167ZM170 179H172V180H170ZM193 179V180H192ZM210 179V180H209ZM218 179H220V181L218 180ZM233 179V180H232ZM238 179V180H237ZM245 179V180H244ZM248 179V180H247ZM28 180H30L31 181V183H30V181H28ZM38 180V181H37ZM43 180H45V181H43ZM57 180H58V182H57ZM65 180V181H64ZM109 180V181H108ZM204 180V181H203ZM230 180V181H229ZM257 182H256V181ZM14 181H15V183H14ZM40 181V182H39ZM137 181H139V182H137ZM144 181V180H143ZM158 181V182H157ZM161 181V182H160ZM167 181V182H166ZM169 181H171V182H169ZM181 181V182H180ZM193 181V182H192ZM206 181H210V183H208L207 182V185H206ZM224 181V183L222 184V182ZM233 181V182H232ZM253 181V182H252ZM37 182H38V185H39V187H38V185H36L37 184ZM44 182V183H43ZM52 182V183H51ZM67 182V183H66ZM71 182H73L72 184H71ZM78 184V186H79V184H80V186L78 187V186H76L77 184ZM109 182V183H108ZM117 182V183H116ZM126 182H128L129 183V185L126 183ZM151 182V183H150ZM157 182V183H156ZM161 183V186H160V183ZM165 182V183H164ZM192 182V183H191ZM213 182V183H212ZM230 182V183H229ZM241 182V183H240ZM255 182H256V184H255ZM263 182V183H262ZM12 183V184H11ZM23 185V183H25V185H23V187H21L22 185ZM28 183H30V186L31 187H28ZM34 183H35V186H34ZM46 183V184H45ZM57 183V184H56ZM117 185H116V184ZM132 183V184H131ZM134 183V184H133ZM142 183V184H141ZM144 183V184H143ZM147 183H148V185H147ZM150 183V184H149ZM167 183L169 184V185H167ZM183 183H185V184H183ZM234 183V184H233ZM250 183V184H249ZM33 184V185H32ZM43 184H45L46 186L48 185V184H50V186L48 185L47 186V188H45V187H42L43 186ZM54 184H56V185H54ZM109 184V185H108ZM115 184V185H114ZM131 184V185H130ZM202 184V185H201ZM209 184V185H208ZM241 184V185H240ZM9 185H10V187H9ZM20 185V186H19ZM27 185V186H26ZM62 185V186H61ZM74 185L76 186V187H74ZM132 185H134L135 187V189L133 188V186ZM160 187H159V186ZM163 185H164V187H163ZM174 185V186H173ZM226 187H225V186ZM258 185V186H257ZM55 186V187H54ZM60 186V187H59ZM65 186V187H64ZM118 186V187H117ZM130 186H131V189H130ZM169 186H170V188H169ZM173 186V187H172ZM231 186V187H230ZM249 186V187H248ZM38 187V189H35V188H37ZM41 187V188H40ZM48 187H50L49 189H48ZM51 187H52V189H54V191L51 189ZM68 187H70L69 189H68ZM77 187L79 188V189H77ZM82 187V188H81ZM126 187V188H125ZM140 189H139V188ZM167 187V188H166ZM189 189H188V188ZM13 188V189H14ZM20 188V189H19ZM81 188V189H80ZM84 188H85V190H84ZM109 188V187H108ZM118 188V189H117ZM160 190H164L163 192L164 193H166V194H164V193H162V196L165 198V200L164 199H160L161 197V191H158L159 189ZM44 189V190H43ZM47 189V190H46ZM86 189H93L91 192L88 190H86ZM123 189V190H122ZM138 189V190H137ZM166 189V190H165ZM169 189V190H168ZM200 189V190H199ZM237 189H238V191H237ZM258 189V190H257ZM21 191V190H23L22 192H19V191ZM31 190V191H30ZM32 190H33V192H32ZM38 190V191H37ZM59 190V191H58ZM65 190V191H64ZM71 190V191H70ZM75 190V192L73 193V191ZM134 190V191H133ZM137 190V191H136ZM143 190L142 191H140L141 192V194L143 193ZM151 190V188L149 189V191H152ZM156 190V191H155ZM168 190V191H167ZM185 190H186V192L187 193H189V192H191L192 190H193V192L192 193H190V194H187L186 192H185ZM202 190V191H201ZM216 190V191H215ZM42 191V192H41ZM63 192V194L61 193V192ZM82 191V193H80V192ZM125 191V192H124ZM130 191V192H129ZM166 191V192H165ZM208 191H209V193H208ZM225 191V192H224ZM9 192H10V195H12V196H10L9 195ZM24 192V193H23ZM28 192H30V193H28ZM78 193V195L76 194L75 195V193ZM84 192H85V194H84ZM88 192H90V193H88ZM121 194H120V193ZM124 192V193H123ZM129 193V195L127 194V193ZM134 192V193H133ZM139 192V193H140ZM218 192V193H217ZM227 192H229V193H227ZM252 192V193H251ZM13 193V194H12ZM23 193V194H22ZM45 193H47L46 195H45ZM58 193V194H57ZM67 193V194H66ZM87 193V194H86ZM96 193H93V194H96ZM135 193H136V195H135ZM187 195H186V194ZM204 193V197H203V194ZM239 193V194H238ZM261 193V194H260ZM38 194V195H37ZM79 194H81L82 196L84 195L85 196V198H81V195H79ZM124 194V195H123ZM132 194V195H131ZM195 194V195H194ZM214 194V195H213ZM223 194V195H222ZM229 194H231V195H229ZM251 194V195H250ZM18 195V196H17ZM23 195V196H22ZM29 195V196H28ZM52 195L53 196H55V198H53L52 197ZM65 195V196H64ZM72 195V196H71ZM126 195V196H125ZM138 195V196H137ZM160 195V196H159ZM199 197H198V196ZM202 195V196H201ZM222 195V196H221ZM234 195V196H233ZM78 196V197H77ZM86 196H87V198H86ZM127 196H130L131 197V199H130V197H128V198H126ZM170 196V195H169ZM188 198H187V197ZM214 196V197H213ZM253 196V197H252ZM26 199H25V198ZM42 197V198H41ZM134 197V198H133ZM183 197V198H182ZM213 197V198H212ZM53 198V199H52ZM61 198V199H60ZM70 198V199H69ZM89 198L91 199V201L89 200ZM178 198H180V201H179V199ZM182 198V199H181ZM199 198V199H198ZM20 199V198H19ZM82 201H81V200ZM110 199H113L112 201L110 200ZM114 199H116V200H114ZM121 199V200H120ZM178 199V200H177ZM190 199V200H189ZM218 199V200H217ZM234 199V200H233ZM253 199V200H252ZM26 200H28V201H26ZM35 200V201H34ZM39 202H38V201ZM41 200V201H40ZM52 200H54V202L52 201ZM60 200V201H59ZM75 200H76V202H75ZM108 200H110V201H108ZM157 200V201H158ZM163 200V201H162ZM199 200H201V201H199ZM214 200V201H213ZM220 200V201H219ZM222 200H223V202H222ZM238 200V201H237ZM252 200V201H251ZM13 201V202H14ZM19 201V200H18ZM22 201H19V205L18 206H21V210H23V212L25 213L22 217L24 218H22L23 219V221H20L21 219V217H19L18 218V216H17V218H16V221L15 220H12V219H14L15 218V216L16 215H14V218H13V215L9 212L11 209H9V207H11V205H13V204H11V202H8L10 205H8L7 203V206L5 207V208H7V209H9V210H7L10 214H11V220H9L10 222H5L4 221V219L6 218V216H4L5 218H1L2 220H0L1 222H0V229H2L3 228V230L5 231V236H6V238H8L9 239V241L12 239L13 240V238H14V244H13V246H14V251L12 252V253H16L15 255L16 256H14V254H12L11 253V251H12V249H10L11 251H9V248H7L8 246L7 245H5V243L3 242V241H0V256L2 255H4V256H7V257H0V259H2V260H0V264H12V262H11V258L13 257V259L15 258V261H17V262H19L18 260H20L21 262H22V259H23V262H25L26 264H29L30 262V264H40V263H42V264H44V263H48V264H51V262H52V264L54 263H56V264H81V260L83 259V258H86V259H90V260H92V261H94V260H97V256L96 255H94V254H96V252L94 251V250H88V249H86V248H81L80 246H77L78 245V243L76 242V241H72V244H71V242H70V240H68L66 237L67 236H72L73 238L72 239H75L74 238V233L71 235H69V234H64L63 232L60 234L59 233V231L58 230H52L51 228H47L46 227V225H37L36 223H34V221H33V219L31 218V216H33V214L35 213L34 211H29L27 208H28V206H26V208L24 209H22ZM30 201V202H29ZM32 201V202H31ZM93 201V202H92ZM207 201V202H206ZM212 201V202H211ZM229 201V202H228ZM12 202V203H13ZM43 202V203H42ZM45 202H46V204H45ZM82 202H83V204H82ZM88 202V203H87ZM138 204H137V203ZM200 202H202V203H200ZM218 202V203H217ZM17 202H15V204H16ZM31 203H34L35 205H33V204H31ZM60 203H62V204H60ZM67 203V204H66ZM86 203V204H85ZM128 203V204H127ZM159 203H160V201H159ZM184 203V204H183ZM191 203V204H190ZM197 205H196V204ZM221 203H223L222 205H221ZM14 204V205H15ZM18 204V203H17ZM20 204H22V205H20ZM40 205V207H38L39 205ZM43 204H44V206H43ZM48 204V205H47ZM68 204H69V206H68ZM88 204V205H87ZM89 204H93V205H89ZM98 204V205H97ZM143 204V205H142ZM193 204H194V206H193ZM200 204V205H199ZM206 204V205H205ZM225 204V205H224ZM25 205V204H24ZM34 207H33V206ZM55 205V206H54ZM118 207H117V206ZM132 206V207H129V206ZM181 205V206H180ZM210 205V206H209ZM71 206V207H70ZM87 207V208H84V207ZM116 206V207H115ZM134 206H138V207H134ZM199 206V207H198ZM210 208H209V207ZM214 206V207H213ZM219 206H220V208L221 209H219ZM69 207L70 208H72V207H75L72 211H71V209H69ZM82 207V208H81ZM89 207V208H88ZM91 207V208H90ZM123 207H125L124 209H123ZM141 207V208H140ZM37 208H35V210H37ZM41 208H40V210H41ZM68 208V209H67ZM81 208V209H80ZM96 208V209H95ZM98 208V209H97ZM130 208V209H129ZM135 208H136V210H135ZM138 208V209H137ZM140 208V209H139ZM146 208V209H145ZM148 208H150V209H148ZM259 208V209H258ZM49 209V210H48ZM66 209V210H65ZM101 209H102V211H101ZM143 211H146V210H148L147 212H148V214H147V212H144V213H142L141 214V212H143ZM145 209V210H144ZM193 209V210H192ZM204 209V210H203ZM218 209V210H217ZM258 209V210H257ZM26 210V211H25ZM27 210H28V212L30 213L29 215H28V212H27ZM69 212H68V211ZM74 210V211H75ZM93 210V211H92ZM141 210V211H140ZM192 210V211H191ZM238 210V211H237ZM45 211V210H44ZM56 211V212H55ZM90 211H92V213L93 212H95V214H91V212ZM125 211H126V209H125ZM137 211V212H136ZM201 211V212H200ZM233 211V212H232ZM32 212H34V213H32ZM46 212V211H45ZM53 212V213H52ZM67 212V213H66ZM239 212V213H238ZM49 213H50V215H49ZM65 213V214H64ZM69 213V214H68ZM117 213V214H118ZM126 213H127V217H125L124 218V216L126 215ZM10 214L8 215V213H7V215L9 216L8 218L10 219ZM52 214V215H51ZM67 214V216H65ZM85 214V215H84ZM100 214L102 215V217L100 216ZM25 215H27V216H25ZM92 217H91V216ZM95 215V216H94ZM103 215H105V216H103ZM56 216V217H55ZM79 216V217H80ZM86 218H85V217ZM97 216V217H96ZM110 216V217H109ZM117 216V217H116ZM134 216V215H133ZM139 216V215H138ZM142 216V217H143ZM221 216V217H220ZM224 216V217H223ZM233 216V217H232ZM245 216V217H244ZM47 217V218H46ZM50 217V218H49ZM104 217V218H103ZM129 217V218H128ZM163 219H162V218ZM250 217V218H249ZM255 217V218H254ZM52 218V219H51ZM94 218V219H93ZM123 218V219H122ZM154 218V219H153ZM167 220H166V219ZM223 218V219H222ZM230 218V219H229ZM243 218V219H242ZM58 219V220H59ZM83 219V220H82ZM90 219V220H89ZM93 220V222H92V220ZM110 221H109V220ZM118 219V220H117ZM120 219V220H119ZM122 219V220H121ZM126 219V220H125ZM151 221V223L148 221ZM208 219V220H207ZM8 220V219H7ZM32 220V221H31ZM82 220V221H81ZM87 220V221H86ZM95 220V221H94ZM214 221V222H211V221ZM222 220V221H221ZM235 220V221H234ZM246 220V221H245ZM3 221V222H2ZM18 221V222H17ZM29 221V222H28ZM56 221L58 222V223H56ZM108 221V222H107ZM124 221V222H123ZM127 221H129V222H127ZM154 221V222H153ZM15 222H17V223H15ZM22 222V223H21ZM98 224L99 222V224L97 225V226H95L96 225V223ZM136 222V223H135ZM153 222V223H152ZM5 223H7V224H5ZM9 223V224H8ZM25 223H27L26 224V226H25ZM34 223V224H33ZM83 224V226H81V224ZM102 223V224H101ZM104 223L107 225H104ZM125 223V224H124ZM128 223V226L126 225ZM173 223V224H172ZM14 224V226H12ZM85 224H87V225H85ZM150 224H152V225H150ZM155 224V223H154ZM206 224V225H205ZM210 224H211V226H210ZM215 224V225H214ZM221 225V226H218V225ZM228 224V225H227ZM232 224V225H231ZM21 225V226H20ZM31 225V226H30ZM109 225V226H108ZM124 225H126V226H124ZM141 227H140V226ZM158 225H159V227H158ZM175 225V226H174ZM237 225V226H236ZM7 226V227H6ZM16 226H17V228H16ZM23 226V227H22ZM32 226H34L32 229H31V227ZM41 226V227H40ZM45 226V227H44ZM85 226V227H84ZM88 226H90V227H88ZM123 226V227H122ZM135 226H137V227H135ZM139 226V227H138ZM174 226V227H173ZM178 224H177V226H176V228H178ZM204 226H205V228H204ZM213 226V227H212ZM217 226V227H216ZM224 226V227H223ZM10 227H11V229H10ZM22 229H24V230H22ZM37 227H38V229H37ZM98 227V228H97ZM100 227H102V228H100ZM118 227V228H117ZM161 227V228H160ZM5 228V229H4ZM9 228V229H8ZM19 228V229H18ZM26 228V229H25ZM27 228H28V231H26L27 230ZM30 228V229H29ZM41 228V229H40ZM43 228V229H42ZM45 228V229H44ZM92 228V229H91ZM138 228L140 229L141 228V231L140 230H138ZM180 229L179 230H183L184 228H181V227H179ZM238 228H240V229H238ZM17 229H18V231H17ZM34 229V230H33ZM152 229L150 230L151 232H153L152 231ZM212 229V230H211ZM214 229V230H213ZM236 229V230H235ZM9 230H11V231H9ZM23 232H22V231ZM40 230V231H39ZM50 230H51V232H50ZM91 230V231H90ZM131 230V231H130ZM135 230V231H134ZM178 230V229H177ZM184 230H186L187 232H189L188 234H189V236L192 234V232L190 231V229H184ZM211 230V231H210ZM245 230V231H244ZM8 233H7V232ZM37 231V232H36ZM47 231H49V234H48V232ZM102 231V232H101ZM127 231V232H126ZM129 231V232H128ZM134 233H133V232ZM204 233H203V232ZM238 233H237V232ZM241 231V232H240ZM14 232V233H13ZM27 232H28V234L29 235H26L27 234ZM35 232V233H34ZM54 232V233H53ZM57 232V233H56ZM67 232H69V231H67ZM126 232V233H125ZM219 232V233H218ZM225 232V233H224ZM251 232V233H250ZM16 233V234H15ZM19 233H20V235H19ZM23 233H24V235H23ZM34 233V234H33ZM47 233V234H46ZM90 233V234H89ZM103 233V234H102ZM143 233H140V234H143ZM236 233H237V235H236ZM248 233V234H247ZM8 234V235H7ZM10 234H12V235H10ZM32 234V235H31ZM84 234L87 236L86 238H85V236H84ZM253 234V235H252ZM256 234V235H255ZM263 234V235H262ZM10 235V236H9ZM19 235V238H17V236ZM23 235V237L25 238V236L26 237H30L29 239H28V243H30V244H26L27 246H28V248H29V246L31 247V249L29 250L28 248H27V246H25V244L23 243V242H20L21 241V237L20 236H22ZM44 235V236H43ZM89 235V236H88ZM105 235V237H103ZM221 235H224V236H221ZM235 235V236H234ZM239 235V236H238ZM243 235V236H242ZM252 235V236H251ZM2 236V235H1ZM1 236H0V240H1ZM185 236H188V235H185ZM193 236V235H192ZM207 236V237H206ZM210 236V237H209ZM238 236V237H237ZM244 236L245 237H247L248 238V240H246L245 238H244ZM249 236V237H248ZM255 236V237H254ZM10 237H12V238H10ZM31 237H32V239H31ZM58 237V238H57ZM91 239H90V238ZM128 238H129V236H127ZM209 237V238H208ZM217 237V238H216ZM226 237H228V238H226ZM252 237V238H251ZM254 237V238H253ZM17 238V239H16ZM24 238H22V239H24ZM33 238H37V239H33ZM39 238H40V240H39ZM47 238V239H46ZM51 238V239H50ZM187 238V237H186ZM185 238V239H186ZM204 238V239H203ZM239 238H241V239H245L246 241H253V244H252V242H251V245L250 246H252L253 247V245H254V241H255V243L256 244H258V245H256L255 246V248H249L248 246H246L247 247V252H246V249L244 250V249H237L236 250V252L235 253H238V254H235V256L236 257H231L232 255L230 254V253H228V251L226 250V248H225V245H227L226 243H229V241L230 240H233V242L235 243V244H237L239 241ZM251 238V239H250ZM18 239H19V241H18ZM26 239V238H25ZM46 239V240H45ZM49 239V240H48ZM60 239V240H59ZM64 239H66L65 240V242H64ZM77 239H75V240H77ZM82 239L81 240H79V241H82ZM105 239V240H104ZM218 239V240H217ZM237 239V240H236ZM253 239V240H252ZM255 239V240H254ZM12 240L10 241V242H12ZM16 240V241H15ZM27 240V239H26ZM35 243H37V244H39L40 242H41V244H45V245H43V249L42 248H40V247H36L37 248V251H36V248L34 249V247L32 248V241ZM34 240H38V241H34ZM68 240V241H67ZM104 240V241H103ZM51 241V242H50ZM53 241V242H52ZM61 241V242H60ZM97 241V242H96ZM100 242V246H99V242ZM187 241V240H186ZM189 241V240H188ZM242 241V240H241ZM261 241V242H260ZM262 241H263V243H262ZM17 242H18V244H17ZM49 242V243H48ZM64 242V243H63ZM191 242V241H190ZM189 242V243H190ZM250 242H249V244H250ZM257 242H259V243H257ZM4 244V247H3V244ZM51 243V244H50ZM74 243V244H73ZM206 243V244H205ZM20 244V245H19ZM22 244V245H21ZM208 244H209V246H208ZM20 247H19V246ZM53 245V246H52ZM55 245H57V246H55ZM64 245V246H63ZM66 245V246H65ZM72 245V246H71ZM214 245V246H213ZM22 246V247H21ZM70 246V247H69ZM77 248H76V247ZM216 246V247H215ZM16 247V248H15ZM17 247H19V249L17 248ZM26 247V248H25ZM48 249H47V248ZM51 247V248H50ZM223 247V248H222ZM259 247L262 249V251L263 252H258L260 249H259ZM21 248V249H20ZM46 248V249H45ZM76 248V249H75ZM212 248V249H211ZM216 248V249H215ZM257 248L259 249V250H257ZM73 249V250H72ZM76 251H75V250ZM208 251H207V250ZM248 249H250V250H248ZM18 252H17V251ZM21 250H22V253H21ZM25 250V251H24ZM29 250V251H28ZM84 250V251H83ZM86 250V251H85ZM243 250V251H242ZM10 253H9V252ZM20 251V252H19ZM46 251V252H45ZM56 251H57V253H56ZM204 251H206L205 253H204ZM212 251V252H211ZM218 251V252H217ZM240 251V252H239ZM254 251V252H253ZM261 251V250H260ZM38 252V253H37ZM92 252H93V254H92ZM227 253V255H226V253ZM256 252V254H254ZM18 253H19V255H18ZM20 253H21V255H20ZM30 253H34V254H38V259H39V256H40V259L41 260H34L33 258L31 259V255H30ZM43 253V254H42ZM56 253V254H55ZM22 254H24V255H22ZM26 254V255H25ZM37 254H36V256H37ZM40 254V255H39ZM78 254V255H77ZM202 254H204V255H202ZM210 254H212V255H210ZM215 254V255H214ZM217 254V255H216ZM220 254V255H219ZM230 254V255H229ZM233 254H234V252H233ZM239 254H240V256H239ZM45 255V256H44ZM52 255V256H51ZM61 255V256H60ZM23 256H24V258H23ZM26 256V257H25ZM73 258H72V257ZM94 256V257H93ZM211 256V257H210ZM225 256V257H224ZM240 257V259H238L239 257ZM243 256V257H242ZM251 256V257H250ZM10 257V258H9ZM42 257H44V258H42ZM50 257H51V259H50ZM79 257V258H78ZM92 257V258H91ZM96 257V258H95ZM213 257H215L214 259H213ZM228 257V258H227ZM245 257H247V260H245L246 258ZM16 258H17V260H16ZM55 260V262H54V260ZM82 258V259H81ZM199 258V259H198ZM224 258V259H223ZM232 258V259H231ZM243 258V259H242ZM258 258H260V259H258ZM10 259V260H9ZM59 259V260H58ZM62 259V260H61ZM200 259H202V261L200 260ZM209 261H207V260ZM230 259V260H229ZM234 259V260H233ZM235 259H237V260H235ZM254 259H258L257 261H255L254 262ZM31 260V261H30ZM43 260V261H42ZM45 260V261H44ZM49 260V261H48ZM50 260H51V262H50ZM53 260V261H52ZM76 260V261H75ZM205 260H206V262H205ZM241 260V261H240ZM2 261H3V263H2ZM5 261H6V263H5ZM38 261V262H37ZM39 261H40V263H39ZM48 261V262H47ZM75 261V262H74ZM78 261H80V262H78ZM204 261V262H203ZM211 261V262H212ZM219 261V262H218ZM245 261V262H244ZM253 261V262H252ZM22 262V263H23ZM57 262H60V263H57ZM74 262V263H73ZM210 262V263H211ZM213 262V263H214ZM238 262V263H237ZM22 263H20L19 262V264H22ZM25 263H23V264H25ZM209 263V264H210ZM100 264H106V263H104V262H101Z\"/></svg>",
	"mask_w": 264,
	"mask_h": 264
}]
</instances>
